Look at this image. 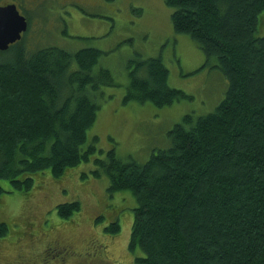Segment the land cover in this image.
<instances>
[{"label":"trees","instance_id":"obj_1","mask_svg":"<svg viewBox=\"0 0 264 264\" xmlns=\"http://www.w3.org/2000/svg\"><path fill=\"white\" fill-rule=\"evenodd\" d=\"M164 1L172 9L174 30L190 35L206 63L228 81L215 110L184 114L168 131L169 145L148 160H123L115 146L106 152L98 148L97 136L87 143L103 100L113 95L105 87L118 85L109 68L95 70L104 51L57 45L29 50L24 33L0 50L7 54L0 59V181H8L0 182V195L9 186L24 193L28 203L42 177L59 181L82 162L93 161L94 175L108 177L109 191L130 190L137 199L128 243L129 251L141 252L137 264H264V34H257L264 0ZM130 62L135 66L125 103L163 107L192 98L169 85L161 56ZM80 210L78 199L57 204L63 219ZM5 222L0 219L2 243L9 239H3ZM35 224L30 235L38 233ZM105 229L111 237L121 226L113 220ZM26 233L23 227L20 236ZM44 245L47 264L83 255L68 242ZM56 245L62 255L49 253ZM17 259L15 264L30 263Z\"/></svg>","mask_w":264,"mask_h":264},{"label":"rangeland","instance_id":"obj_2","mask_svg":"<svg viewBox=\"0 0 264 264\" xmlns=\"http://www.w3.org/2000/svg\"><path fill=\"white\" fill-rule=\"evenodd\" d=\"M11 1L30 21L26 31L27 49L57 45L70 51L84 47L104 51L95 70L109 68L118 85L105 87L113 95L103 100L87 139L89 144L97 136L96 145L104 152L115 146L121 159L132 157L144 162L154 151L169 145L168 131L184 114L206 115L225 96L226 77L219 68L210 65L212 62L206 63L205 52L190 35L174 30L172 9L164 0ZM257 34H264V17ZM6 56L0 51V59ZM157 56L163 58L169 69V85L184 90L192 98L163 107L149 101L125 103L129 71L135 66L130 61ZM94 168L93 161H86L71 169L72 175L66 176L67 172L59 181L42 177L41 189L35 190L37 198L33 196L28 203L24 193L7 186L8 191L0 195V219L8 227L3 239H9L2 243L0 238V264H15L19 256L29 264H47L41 243L47 247L54 241L68 242L83 254L66 264H115L117 260L123 264H132L133 260L137 264L135 258L141 254L140 250L128 249L137 199L130 190L109 191L108 177L94 175ZM83 172L87 173L86 178L82 177ZM77 179L80 182L84 179L85 184ZM35 181L38 183L36 178ZM0 182L8 185V181ZM63 188H68V192L63 193ZM72 199L81 202V210L63 219L57 204ZM113 220L119 221L121 229L110 237L105 228ZM35 223L39 225L38 233L30 235ZM23 227L27 231L24 239L20 236ZM59 247L56 245L48 251L62 255L63 248ZM33 248L38 250L32 256ZM30 255L32 259H28Z\"/></svg>","mask_w":264,"mask_h":264},{"label":"water","instance_id":"obj_3","mask_svg":"<svg viewBox=\"0 0 264 264\" xmlns=\"http://www.w3.org/2000/svg\"><path fill=\"white\" fill-rule=\"evenodd\" d=\"M29 21L16 3L0 6V50H7L11 44L21 40L28 30Z\"/></svg>","mask_w":264,"mask_h":264},{"label":"flooded vegetation","instance_id":"obj_4","mask_svg":"<svg viewBox=\"0 0 264 264\" xmlns=\"http://www.w3.org/2000/svg\"><path fill=\"white\" fill-rule=\"evenodd\" d=\"M8 3H12V1L11 0H4V1H0V6L1 5H5V4H8ZM56 242H59V241H56ZM69 246V245H68ZM70 247V246H69ZM66 250H68L71 254H72V256H74L75 255V252H73V250L72 249H69V248H65ZM70 260V259H69Z\"/></svg>","mask_w":264,"mask_h":264}]
</instances>
